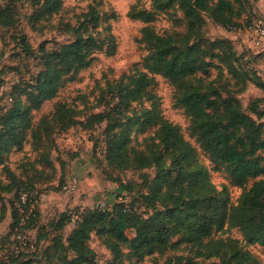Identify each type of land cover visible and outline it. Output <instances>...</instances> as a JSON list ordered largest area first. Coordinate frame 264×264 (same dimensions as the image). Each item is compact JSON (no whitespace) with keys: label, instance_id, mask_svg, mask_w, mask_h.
<instances>
[{"label":"rangeland","instance_id":"obj_1","mask_svg":"<svg viewBox=\"0 0 264 264\" xmlns=\"http://www.w3.org/2000/svg\"><path fill=\"white\" fill-rule=\"evenodd\" d=\"M258 1L251 0L252 4H247L246 12L235 18L237 24H219L208 12H202L203 45L229 54L227 61L211 58L215 65L210 67L203 81L207 86L204 90L234 97L250 114L251 110L264 108V91L256 85L254 78L256 75L264 80V48L254 45L247 33L254 10L264 17V0H260L262 9L256 5ZM43 2L0 0V7L9 5L11 8L5 19L11 24L0 26V117L11 107L14 98L20 100L17 101L19 110L24 109L28 97L20 88L34 83L42 68V53L58 50L75 37L76 29L86 33L83 24H86V13L92 7L97 11L99 21L96 27L88 28L102 40V47L90 53L85 64L66 77L53 97L43 100L39 107L31 108L23 120L18 115L12 121L14 126L21 122L17 129L22 128L23 141L19 148L0 152L4 158L0 164V209L3 205L7 208L14 192L28 190L37 201L38 213L29 227L23 228L28 245L21 247L9 232V210L0 217V264H57L53 247L50 248L52 238L58 235L65 244L77 212L87 208H109L120 198L136 207L142 217L159 212L164 223L173 226L175 217L169 212L173 208V198L163 202L155 200L153 206L146 205L138 192L146 193L159 187L161 195L171 193L176 196L180 192L168 184L176 177L183 187L189 184L187 196L209 198L215 193L220 203L236 205L254 179L241 185L235 183L222 163L214 161L199 148L188 132L189 116L175 103L174 87L165 77L153 75L151 98L143 95L139 100L131 101L126 110L118 101L120 82H129V76L137 70L148 72L144 65L148 49L141 40V29L146 22L136 13L140 10L149 12L152 17L149 25L154 32L171 35L181 44L186 32L181 7L173 3L169 8L156 9L151 0H53L52 4L58 9L49 14L42 13ZM219 39L229 43L220 48L205 41ZM227 62L236 68V75L228 72ZM33 96H30L31 102ZM152 100L164 118L180 127L183 137L193 146L196 162L173 164V157L163 153L155 136L156 126L141 123L145 118L143 110ZM61 104L64 108L53 118ZM118 109L122 111L118 112ZM97 113L102 114L100 119ZM113 124H119L113 131L125 128L130 139L128 146L135 151L160 152L163 166L158 168L152 163L143 168H118L108 162L106 141L108 127ZM263 138L264 131L260 136ZM258 153L264 155V147ZM160 170H165V177L155 183ZM10 181L13 189L4 190ZM129 181L135 185L126 187ZM67 183H74L73 189H64ZM62 212L70 218L66 224L64 221V226L62 223L56 228L54 222ZM127 234L132 236L133 229ZM178 238L179 235H175L171 239ZM88 244L95 256L83 264H264V244L248 241L241 230L229 222L213 229L200 242L181 241L175 248L167 247L142 258L134 256L125 244H120V254L114 256L98 232H91ZM241 249L246 253L234 257ZM67 252L72 254L70 248Z\"/></svg>","mask_w":264,"mask_h":264},{"label":"trees","instance_id":"obj_2","mask_svg":"<svg viewBox=\"0 0 264 264\" xmlns=\"http://www.w3.org/2000/svg\"><path fill=\"white\" fill-rule=\"evenodd\" d=\"M52 1L44 0L42 13L50 14L58 9ZM151 2L156 9L169 8L173 3L181 7L186 21L184 40L180 44L175 42L171 35L155 33L149 25L151 14L144 10L138 11L136 15L146 22L141 29V40L148 49L144 57V65L148 72L137 70L129 76V82H120L118 101L126 110L131 101H137L143 95L151 98L153 75L165 77L174 87L175 103L189 116L188 132L195 138L199 148L214 161L222 163L235 183L241 185L250 179L254 180L251 186L242 192L234 206L220 203L214 192L209 198L187 196L186 188L189 184L183 187L179 177L168 182L174 190L180 192L176 196H172L171 193L161 195L159 187L146 193L138 192L146 205L153 206L155 200L163 202L167 198H173V208L169 210L175 217L173 226L164 223V218L158 216L159 212L147 218L142 217L136 207L134 208L130 202H125L123 198L114 201L109 208L83 209L75 216V224L66 238V245L58 235L52 238L50 248L53 247V258H57V264H83L94 259L95 252L88 244L92 231L100 233L114 256L120 254V244H125L138 258L155 251H163L167 247L175 248L181 241L200 242L203 237L209 236L213 229L221 227L225 222L236 225L248 241L264 244V155L258 153V150L264 147V138L260 139L264 131L262 119L264 108L251 110L252 114L247 113L234 97L222 96L219 93L210 94L204 90L207 86L203 83L210 67L215 65L211 58L227 61L229 54L225 50L215 51L203 45L202 12H208L213 21L219 24H237L235 18L246 12V6L252 2L251 0H151ZM10 12L9 5L0 7V26L11 24L5 21ZM258 14L260 13L254 10L250 21L252 22ZM86 19V24H83L86 33L76 29L75 37L58 50L42 53V68L34 83L20 88L26 98L28 97L24 109L19 110L17 101L20 100L14 98L11 107L1 115L0 152L6 153L12 147L19 148L22 144V128L17 129L21 122L14 126L12 121L18 115L23 120L31 108H37L43 100L53 97L66 77L77 67L85 64L90 53L102 47V40L88 28L96 27L99 21L95 8H89ZM205 41L220 48L224 43H229L225 39ZM227 63L228 72L236 75V68L231 62ZM254 78L256 85L264 91V80L256 75ZM30 86L32 88H29ZM31 95H34L33 102L29 100ZM8 98H12L11 93ZM63 108L61 104L52 117L56 118ZM121 111L122 109H118V112ZM101 115L96 114L98 119ZM143 115L145 118L141 123L147 122L156 126L155 136L161 143L163 153L173 157V164L195 161L193 146L183 137L178 125L162 116L154 100L143 110ZM118 126L119 124H113L108 127L105 152L108 162L118 168H143L152 163L158 168L163 166L160 152L151 149L135 151L128 146L130 139L125 128L119 131L112 130ZM3 160L0 154V164H3ZM163 177L165 170H160L155 183ZM134 185L135 183L131 181L125 184L126 187ZM3 188L11 191L13 189L11 181ZM7 210L11 219L8 225L9 232L13 233V239L19 244L17 235L24 237L23 228L29 227V223L36 219L37 201L28 190H21L17 194L14 192V197L7 208L3 205L0 209V217ZM69 218V214L62 212L54 225L58 228L63 223L64 226ZM131 229L133 235L128 236L127 231ZM175 235H179V238L173 241L171 238ZM27 245L28 241L23 246ZM67 248L71 249V255L68 254ZM244 253L246 252L241 249L234 257Z\"/></svg>","mask_w":264,"mask_h":264},{"label":"built area","instance_id":"obj_3","mask_svg":"<svg viewBox=\"0 0 264 264\" xmlns=\"http://www.w3.org/2000/svg\"><path fill=\"white\" fill-rule=\"evenodd\" d=\"M247 33L250 35L254 45L264 48V17L262 15L258 14L254 17L247 30ZM73 187L74 183H67L63 186L64 189L68 190L73 189ZM17 237L19 239V244L23 246L26 243L25 238L21 237L20 235H17Z\"/></svg>","mask_w":264,"mask_h":264},{"label":"crops","instance_id":"obj_4","mask_svg":"<svg viewBox=\"0 0 264 264\" xmlns=\"http://www.w3.org/2000/svg\"><path fill=\"white\" fill-rule=\"evenodd\" d=\"M256 5L258 6L259 9H262L263 8V6H261L260 0L258 1V4H256Z\"/></svg>","mask_w":264,"mask_h":264}]
</instances>
